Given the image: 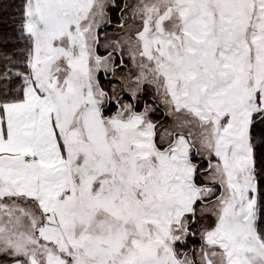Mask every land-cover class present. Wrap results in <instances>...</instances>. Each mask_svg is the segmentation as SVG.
I'll use <instances>...</instances> for the list:
<instances>
[{
	"label": "snow or ice",
	"instance_id": "6c2138e0",
	"mask_svg": "<svg viewBox=\"0 0 264 264\" xmlns=\"http://www.w3.org/2000/svg\"><path fill=\"white\" fill-rule=\"evenodd\" d=\"M0 264H264V0H0Z\"/></svg>",
	"mask_w": 264,
	"mask_h": 264
}]
</instances>
